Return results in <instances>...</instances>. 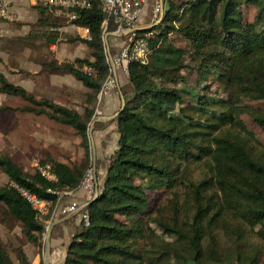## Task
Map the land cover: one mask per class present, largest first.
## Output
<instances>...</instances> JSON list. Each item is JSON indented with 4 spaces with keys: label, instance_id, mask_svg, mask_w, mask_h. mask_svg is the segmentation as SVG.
Wrapping results in <instances>:
<instances>
[{
    "label": "trees",
    "instance_id": "obj_1",
    "mask_svg": "<svg viewBox=\"0 0 264 264\" xmlns=\"http://www.w3.org/2000/svg\"><path fill=\"white\" fill-rule=\"evenodd\" d=\"M92 1L93 8L72 23L88 27L91 41L42 31L49 46L77 40L90 48L89 58L53 62L51 69L68 71L88 89L83 113L38 100L0 75V93L25 100L24 113L72 127L85 149L80 164L42 160L57 183L26 174L0 154V170L9 179L0 188L1 223L12 221L36 247L48 218L40 219L13 184L55 204L58 196L49 190L77 189L89 168L88 129L109 75L103 14ZM214 1L164 0L163 17L137 32L153 34L152 54L146 64L128 65L125 105L111 121L117 149L97 198L85 208L89 225H78L63 264H264V145L248 126L264 131V0H219L216 21L205 9ZM35 8L40 28L72 25L49 8ZM187 50L190 64L183 60ZM212 84L223 97L211 96ZM18 252V264H30L23 249ZM0 264H15L1 245Z\"/></svg>",
    "mask_w": 264,
    "mask_h": 264
},
{
    "label": "rangeland",
    "instance_id": "obj_2",
    "mask_svg": "<svg viewBox=\"0 0 264 264\" xmlns=\"http://www.w3.org/2000/svg\"><path fill=\"white\" fill-rule=\"evenodd\" d=\"M155 4V2H154ZM220 5V1H214V4L206 6L207 9V18L213 21L217 19V8ZM155 9V5L152 8ZM36 10V8H35ZM254 15V11H249V19H252ZM160 16V15H159ZM32 18L34 21H37V12H33ZM148 23H152L156 21L154 18L153 12L148 17ZM158 22V21H157ZM153 23V24H154ZM72 26V25H71ZM71 26L63 27V31L59 33H65L66 36L75 39L78 33L74 30H71ZM71 27V28H70ZM38 30V34L47 39V36L42 35V31L51 33V28H40L36 25ZM73 29V28H72ZM110 32L109 30L107 33ZM109 36L107 38V44H109ZM48 40V39H47ZM178 44V43H177ZM176 44V45H177ZM57 49L54 52H51L48 49V58L47 61H52L56 56H60L63 63H68L70 61H75L78 58H89L91 51L87 44L82 43L77 40H63L62 42L58 41ZM49 47V45H48ZM110 52V49L108 50ZM111 53H114L111 51ZM110 53V54H111ZM60 54V55H59ZM112 55V54H111ZM63 56V57H62ZM66 56V58H64ZM183 60L185 63L190 64L191 60V52L187 50L185 55L183 56ZM66 65V64H63ZM62 65V66H63ZM125 75V74H124ZM122 73V77L124 76ZM205 86V84H203ZM122 88V87H121ZM212 95L216 98L223 97V90L218 88L217 85L212 84L211 86ZM20 102H16L15 98H11L10 100L3 96L0 93V154L8 155L12 157L14 162L20 166V168L28 175L33 176L36 174L37 168L36 165L42 163V160L47 159L48 157H52L60 162L66 164L78 163L80 164L85 160V149L83 148V141L80 136L76 133V130L72 127L63 125L61 123L52 121L45 116L38 117L34 114L24 113L21 111L22 107H26L29 105L25 100ZM11 105V106H8ZM264 107V104H262ZM121 109V108H120ZM119 109V110H120ZM84 112V111H83ZM82 112V113H83ZM119 113V111H118ZM117 113V114H118ZM116 114V115H117ZM116 115L112 117L113 120L116 118ZM103 116V115H102ZM100 116V117H102ZM99 122V121H98ZM94 123V125L89 126L88 136L90 141V162L94 166V170L97 174V182L103 181L106 171L110 162L111 157L114 155L115 150L117 149L118 138L116 128L112 127L113 123L108 121L106 123H102L104 125V135L100 137V134L96 133L98 130V123ZM248 126L256 133L259 140L264 145V131L262 128L248 121ZM116 127V125H115ZM102 131V130H101ZM92 143L95 146V153L93 154ZM9 184L8 177L0 170V188ZM71 199L69 197H63L61 199L59 208L64 209L66 206L70 204ZM76 201L81 205H86L87 197L84 194L83 198H77ZM62 212V211H61ZM72 217L65 223V225L58 226L55 230L52 229L50 240H49V248L51 243V238L53 236L61 237L62 242L55 247V251L57 254L54 258L49 257L46 251V234L47 230H49V225L54 222L56 218L60 219L61 217ZM69 217V218H70ZM3 209L0 207V227H14L12 221H7L6 223H1L3 220ZM81 216L78 214L74 215H65L60 213L54 219L50 217L47 219V228L43 239V244L41 247H37L40 250L41 256L44 258H49L50 264H58L61 259H64L66 254V246L70 242L72 235L77 230L78 226L82 223ZM49 227V228H48ZM21 244L26 242L25 238L22 237ZM0 245L7 250L11 259L16 257V254L13 255L10 251V245L7 246L5 243V237L3 235V231L0 229ZM52 254V253H50ZM55 259V260H54ZM54 260L55 262H52ZM47 262V259H46ZM45 262V263H46Z\"/></svg>",
    "mask_w": 264,
    "mask_h": 264
},
{
    "label": "crops",
    "instance_id": "obj_3",
    "mask_svg": "<svg viewBox=\"0 0 264 264\" xmlns=\"http://www.w3.org/2000/svg\"><path fill=\"white\" fill-rule=\"evenodd\" d=\"M5 1L11 3L15 19L10 22H0V75L3 76L8 83L26 90L38 100L46 99L62 107L82 113L87 106L88 89L68 71L63 69L54 73L51 71L53 62L62 66L63 64H72L74 61L62 64L60 54V56H56L54 60L47 61V56L49 54L47 48H49L51 52H54V50L56 51L58 42L48 47L47 39L38 34L36 21L32 18L33 12H36V5L21 0ZM154 5V0H146L143 16L139 23V29L144 30L153 25L154 22L149 24L147 19L152 12L155 18V9H152ZM71 27V30L76 32V29L73 26ZM109 37L110 53L111 51L114 52L111 53L112 55L121 53L126 44V36H118L111 33ZM64 58H66V56H64ZM121 69L122 67L118 68V75L122 87L126 83L127 77H122ZM121 92L120 88L117 93H113L104 98L100 104V110L103 116L96 119L99 121H97L98 130H96V133L100 134V137L104 135V125H102V123L112 121L110 119L118 113L123 105ZM3 96H6L9 100L15 98L16 102H20L18 100L24 101L18 96L6 94H3ZM113 126L116 128L115 124H113L112 127ZM98 184H101V182H98ZM76 197L78 199L83 198L84 193L82 191H77ZM69 217L70 216L61 217L60 219L56 218L54 222L51 223V225L54 224L53 229L55 230L58 226L65 225V223L72 218ZM51 225H49V227ZM74 225L78 226V224L75 223ZM0 229L3 231L5 243L7 246H11V253H13V255L16 254V257L12 258L15 264H18L19 248L23 249L30 264H47V258L41 256L40 250L35 245L29 242H23L21 244L20 240H22V235L20 228L3 226L0 227ZM61 242V237L53 236V238H51L50 253L52 254H49V257H55L57 252L54 246L57 244L59 245ZM54 260H52V262H55ZM63 261L64 259H61L58 264H63Z\"/></svg>",
    "mask_w": 264,
    "mask_h": 264
},
{
    "label": "built area",
    "instance_id": "obj_4",
    "mask_svg": "<svg viewBox=\"0 0 264 264\" xmlns=\"http://www.w3.org/2000/svg\"><path fill=\"white\" fill-rule=\"evenodd\" d=\"M24 2L33 3L36 6L42 5L49 8L54 16L64 18L69 24L74 23L80 18V13L91 10L93 8L92 0H21ZM96 1L102 10L103 14V40L105 45V52L107 56V63L109 66V75L103 83L99 96L98 104L94 120L102 116L100 110V104L102 100L113 93H117L121 88V82L118 75V68L122 67L121 73L124 77L128 75V65L131 62H138L146 64L149 62L151 57V49L148 44V38L153 34L148 33L145 37H138L137 32L142 30L139 29V23L142 19L146 0H94ZM162 0H154L155 2V19L157 20L162 12L161 6ZM15 19L11 3L8 1H0V22H10ZM161 19V17H160ZM159 19V21H160ZM158 21V22H159ZM156 22V23H158ZM116 26L115 32H108L110 25ZM72 26L76 29L79 37L86 41H91L92 34L88 27H79L74 24ZM53 32H62L63 27L53 28ZM114 33L118 36H126V44L121 53L117 55H111L109 50V44H107L108 36ZM70 64V63H69ZM73 64V63H72ZM75 69L79 70L83 74H89L91 69L88 66L80 67L74 65ZM37 171L40 176L48 181L49 183H57L58 177L54 173L51 165L46 164L36 165ZM94 166L91 164L87 172L85 173L79 187L75 190L65 191H52L49 192L58 196L57 202L54 204L51 201L45 200L37 196L35 193L28 189L22 188L19 185L13 184V187L18 190L23 199L27 201L32 209L36 212L40 219L51 218L54 219L60 213L65 215H80L81 220L86 226L89 225V214L85 211V208L95 200V196L98 189L97 174L93 169ZM82 191L87 197L86 205H80L76 201V192ZM69 197L71 199L70 204L64 209H60L59 205L63 197ZM62 211V212H61Z\"/></svg>",
    "mask_w": 264,
    "mask_h": 264
},
{
    "label": "water",
    "instance_id": "obj_5",
    "mask_svg": "<svg viewBox=\"0 0 264 264\" xmlns=\"http://www.w3.org/2000/svg\"><path fill=\"white\" fill-rule=\"evenodd\" d=\"M161 6H162V12H161L160 17L162 18V17H163V14H164V0L161 1ZM150 28H151V27H149V28H147V29H144V30H148V29H150ZM121 100H122V103H123L122 106H124V105H125V99H124V97H123L122 92H121ZM118 114H119V113H118ZM118 114H117V115H118ZM117 115H116V116H117ZM97 121H98V120H94V121L91 123V126L94 125V123L97 122ZM92 149H93V154H94V156H95L96 153H95V146H94V143H92ZM98 194H99V189H97V193H96L95 199L97 198ZM53 227H54V224L50 226L49 230H47L46 239H45V240H46V243H47V245H46V251H47L48 256H49V254H50L49 240H50V235H51V231H52ZM47 264H50V263H49V258H47Z\"/></svg>",
    "mask_w": 264,
    "mask_h": 264
}]
</instances>
